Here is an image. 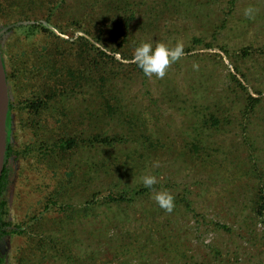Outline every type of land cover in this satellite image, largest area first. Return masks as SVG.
Returning a JSON list of instances; mask_svg holds the SVG:
<instances>
[{"label": "rangeland", "instance_id": "rangeland-1", "mask_svg": "<svg viewBox=\"0 0 264 264\" xmlns=\"http://www.w3.org/2000/svg\"><path fill=\"white\" fill-rule=\"evenodd\" d=\"M15 22L0 38L15 104L4 264H264V0H0V29ZM39 22L48 31L31 34ZM84 34L92 45L80 49ZM142 41H182L185 55L149 78L123 57ZM61 61L85 74L66 108L45 83ZM106 88L115 106L100 112ZM97 131L118 140L91 145ZM62 134L79 145L57 161L45 145ZM144 175L158 181L146 194L96 202ZM153 190L173 195L172 211ZM50 195L67 209L45 211Z\"/></svg>", "mask_w": 264, "mask_h": 264}, {"label": "trees", "instance_id": "trees-1", "mask_svg": "<svg viewBox=\"0 0 264 264\" xmlns=\"http://www.w3.org/2000/svg\"><path fill=\"white\" fill-rule=\"evenodd\" d=\"M127 1V0H125ZM130 3H125L124 6L129 7ZM29 20V19H28ZM19 22V21H18ZM17 22V24H18ZM16 22L13 25L7 26L5 28H1L0 29V38L1 36H3L7 31L13 29V27L16 26H22V25H17ZM26 28L29 29L31 34H34L35 31H48V27L46 25L43 24V22H39V23H35V24H30L27 25ZM103 31V29L101 28L99 30V32L101 33ZM86 34H89V32H85ZM54 34V33H53ZM55 38L58 40L60 39L58 37V35L54 34ZM65 41H68L66 39H64ZM98 40V39H96ZM99 41V40H98ZM59 42V41H58ZM74 42H76L77 44L80 45V49L82 47H86L87 44L86 43H91V41L89 39L86 38V35H80ZM1 45V42H0ZM92 45V43H91ZM93 47H95L96 49L99 50L98 47H96L93 44ZM47 49V48H46ZM1 50V49H0ZM55 55L59 58V56H61L63 58V54L60 52V46L58 44L55 45ZM2 52V51H1ZM82 52H86V50H82ZM250 52L249 48H245L244 49V54H248ZM65 53V52H64ZM98 56L100 58H103V56H108L105 52H103L102 50H99L98 52ZM66 54L67 55H71L72 52L71 50H66ZM2 57L4 60V65L6 68V61L4 59L3 53H2ZM124 59H129L131 58V56H128L127 54H124ZM67 60V58H65ZM55 65V64H54ZM134 66H136L135 64H133ZM136 68H138L136 66ZM138 72H142L139 68H138ZM6 73H7V80L9 81V79H13V74H9V72L6 69ZM84 70L83 69H73L70 68L68 66H65L62 64L61 61V67H57L56 66L50 70L49 72V77L48 79H46L45 83H50V94L51 95H57L60 97V103H58V108L60 107H64L65 106V99L70 95V93L75 92L76 90H78V87H80V79L84 77ZM102 82L104 84L106 83H112V82H107V80L102 77L101 78ZM72 81H74V83H72ZM110 89L106 88L104 89V91L102 92V95L106 98V104L104 105V107L101 105L99 107V111H103L105 106L108 108V110H114V102H110L112 101V99L110 100V95L112 97H115V93H110L109 92ZM53 98V96H52ZM51 99V98H50ZM50 99H44V98H39L38 101L34 102L33 107L35 108V110H39L40 106L43 109H46L49 106V100ZM117 100V97H116ZM260 99L251 95H248V97H245V110H249L252 112H257L256 110V105L259 103ZM15 108V104L14 102L10 101L9 103V112H8V117H7V150H6V155H5V163H4V168H3V172H2V176H1V181H0V239L4 234H7V226L9 225V222H7L6 220H4V213H6L5 209L7 207V199L4 198L5 196V191L7 190L8 184H9V160L11 157V150H12V146H11V132H12V125H11V119H12V115H13V110ZM110 110V111H111ZM60 113L62 114L63 117H67L68 118V114L67 111L65 109H60L59 110ZM211 117L213 118V120L216 122V117H214L213 114H211ZM97 121V119H96ZM212 122V121H211ZM205 123L209 124V121H205ZM213 123V122H212ZM95 125V124H94ZM66 128L65 126H63L62 128V132L66 133ZM117 136L113 137L110 136L108 134H103L101 132H94L92 138H88V142L93 145V144H105V145H113L117 140L118 137ZM79 145V142L77 139H75L74 137H66L65 135H61L59 137V139H56L55 142L51 145L50 143H47L45 145V148L50 149L51 155L55 156L54 159H56L57 161H64V155L68 152H70L71 150H73L75 147H77ZM104 159H100L97 160L94 163V168H100L103 167L105 165V163L100 166L102 164V162H104ZM98 171V170H97ZM101 171V170H100ZM58 173V172H57ZM57 173L55 172V175H57ZM63 176H61V178H66L68 176H72V173H68V172H62L61 173ZM63 179L60 180V183H63ZM116 188V187H115ZM148 188L144 187L143 185H136L134 187L125 185L123 188L118 189V190H113V189H108V191L104 194V196L102 197L101 200H96L97 203H104L107 206H110L113 203H117L119 204V202L121 201H133L132 199L137 198V196L142 195V194H146L148 192ZM98 190L94 191L97 192ZM260 198H264L263 194H259ZM259 197H257L256 202H258L259 204ZM95 201V200H94ZM263 203H264V199H263ZM58 204L59 206V213H62L64 210H66V206L63 203H59L56 199H55V195H50L48 196L46 202H45V211H47L48 209L52 208L53 205ZM60 204V205H59ZM89 204V202H88ZM187 205H189V201L187 202ZM264 207V205H262ZM85 209H89L88 206L85 207ZM52 242V239L50 240ZM52 244H54L52 242ZM45 247V245L43 243H41V249L43 250V248ZM0 264H4V257L1 255V251H0ZM85 264V263H83Z\"/></svg>", "mask_w": 264, "mask_h": 264}, {"label": "clouds", "instance_id": "clouds-1", "mask_svg": "<svg viewBox=\"0 0 264 264\" xmlns=\"http://www.w3.org/2000/svg\"><path fill=\"white\" fill-rule=\"evenodd\" d=\"M255 12L256 9L253 7L244 9V15L249 19L254 17ZM184 55L182 41H177L174 45L164 42L154 44L150 41H142L134 45L130 62L135 64L146 77L163 78L169 65L178 61ZM193 68L198 69V65L193 64ZM153 167H158V163L153 162ZM157 182V177L154 175H144L141 178V183L148 189H152ZM151 199L165 211L170 212L174 207L173 195L167 190H153Z\"/></svg>", "mask_w": 264, "mask_h": 264}, {"label": "water", "instance_id": "water-1", "mask_svg": "<svg viewBox=\"0 0 264 264\" xmlns=\"http://www.w3.org/2000/svg\"><path fill=\"white\" fill-rule=\"evenodd\" d=\"M10 94L6 68L0 50V181L7 150V117L9 112Z\"/></svg>", "mask_w": 264, "mask_h": 264}]
</instances>
